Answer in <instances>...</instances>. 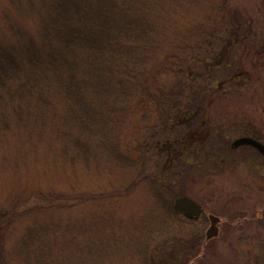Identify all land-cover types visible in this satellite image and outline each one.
Returning <instances> with one entry per match:
<instances>
[{"label":"rangeland","instance_id":"obj_1","mask_svg":"<svg viewBox=\"0 0 264 264\" xmlns=\"http://www.w3.org/2000/svg\"><path fill=\"white\" fill-rule=\"evenodd\" d=\"M164 1L168 22L160 32L162 42L150 51V66L171 64L181 42L187 45L181 51L187 62L194 63L196 54V84H186L187 79L172 84L186 65L174 66L171 79L165 72L161 83L150 86L154 102L136 96L117 118L119 128L107 136L122 160L99 144L100 156L92 153L76 165L78 182L71 180L72 158L54 151L55 146L34 142L27 148L17 136L10 137L12 145L0 151L9 158L0 159V211H12L0 264H182L169 253L181 246L177 236L198 227L168 223L173 218L160 201L159 187L170 202L180 193L200 199L207 215L216 213L223 224L231 218L224 206L245 213L258 208L263 214L264 157L232 142L246 131L264 140V0ZM6 4L0 0V13ZM160 85L167 92L185 87L178 106L195 105L192 120L178 110L162 115L156 103L162 98ZM238 198L243 200L235 204ZM58 221L68 230L66 241L55 238L63 235L62 226L46 243L20 245L31 226L41 235ZM208 226V221L201 225L202 236ZM253 228L228 230L225 236L221 227L210 239L214 245L202 248L198 264H264V226ZM169 239L175 241L167 244Z\"/></svg>","mask_w":264,"mask_h":264},{"label":"trees","instance_id":"obj_2","mask_svg":"<svg viewBox=\"0 0 264 264\" xmlns=\"http://www.w3.org/2000/svg\"><path fill=\"white\" fill-rule=\"evenodd\" d=\"M3 9L6 10L0 13V151L12 145L13 135L28 144L27 148L34 142L45 144L47 149L55 146L54 151L72 158L71 167L75 170L72 176H75L71 180L76 182L81 176L76 165L86 163L92 153L97 156L99 144L108 149L110 157L114 155L120 160L107 136L119 128L117 118L128 111L132 101L135 103L136 96L150 97V102L156 100L148 90L153 83H161L165 72L171 79L177 71L174 66L186 65L171 83L187 79L186 84H196V54L192 56L194 63L187 62L181 53L187 45L181 42L171 64L150 66V51L162 42L160 32L168 22L164 0H7ZM159 88L162 98L156 103L163 107L162 115L173 116L178 110L185 120L193 119L197 112L195 105L187 110L178 106L177 99H182L185 87L176 92H167L163 85ZM171 95L177 96L176 99L169 100ZM56 98L61 99V106ZM0 159L9 158L5 154ZM80 186L78 183L77 187ZM159 188L160 201L167 203L166 213L173 218L168 223L181 228L188 224L193 229L194 223L180 218L174 202ZM53 196L61 202L67 201L60 194ZM224 207L229 211L228 206ZM11 212L0 211V245L4 235L9 234L6 227L12 224L11 218L7 220ZM235 217L237 214L231 213L230 219ZM232 221L221 224L225 236L228 230L246 229L245 223L232 226L229 223ZM252 224L250 221L248 228ZM55 226L41 229V235L37 234L36 226H31L25 234L27 239H22L20 245L32 247L36 241L46 243L47 238L52 239L64 227L60 221ZM66 229L55 238L66 241ZM188 229L186 236H177L181 246L169 253L184 260L182 264L196 262L202 248L214 245L213 239L203 245L202 231ZM172 241L175 239L166 243Z\"/></svg>","mask_w":264,"mask_h":264},{"label":"flooded vegetation","instance_id":"obj_3","mask_svg":"<svg viewBox=\"0 0 264 264\" xmlns=\"http://www.w3.org/2000/svg\"><path fill=\"white\" fill-rule=\"evenodd\" d=\"M192 133V132H191ZM244 135H250V134H248V133H245ZM252 136H254V135H252ZM254 137H256L257 139H259L261 142H263L264 143V140H262L261 138H259V137H257V136H254ZM193 138H194V141H196V133L195 134H193ZM182 140H185V138L184 139H182ZM241 146H244V147H247V148H250V149H254L255 151H257L258 153H260L261 155H262V157H264V154H262L261 152H259L254 146H252V145H248V144H243V145H241ZM195 147H196V142H195ZM186 193H183V194H180V195H185ZM180 195H178V196H180ZM186 195H189V196H191L192 198H194L197 202H199L201 205H202V212L198 215V216H195V217H193V218H189V217H187L182 211H180V213H181V215L185 218V219H187V220H189V221H191V222H193L194 223V228H196V230H197V227H198V230L200 231V227H201V225L202 224H204V223H206V221H208L209 222V226L207 227L208 229H209V227L212 225V223H213V220H212V215H214L217 219H216V226H217V228H218V234L220 233V231H221V224H223L222 222H221V218H220V216L219 215H217L216 213H213V212H210V213H208V215H207V213H206V203H204L203 201H201L200 199H197L196 197H194V196H192V195H190V194H186ZM177 196V197H178ZM176 198V197H175ZM174 198V199H175ZM233 198V197H232ZM235 198H233V200H234ZM231 200L232 199H230V201H229V203L231 202ZM232 200V201H233ZM238 201H236V202H234L235 204H237V203H239V202H241L242 200H243V198H238L237 199ZM234 203H230V206L232 207V205L234 204ZM175 206V205H174ZM212 209V208H211ZM253 211H251L250 213H245V212H243V211H241V210H233V209H231V208H229V211L231 212V213H236L237 214V217H235V218H233V219H230V220H234V221H232V222H229L230 223V225H236V224H241V223H245L246 224V229L245 230H247L248 229V227L250 226L249 225V223H250V221H252L253 222V226H251L253 229H257L258 227H261V226H264V211H263V214H261V215H259V211H258V208L257 209H252ZM232 211H234V212H232ZM231 213H229V214H231ZM234 215V214H233ZM244 215V216H243ZM241 216H243V217H241ZM204 226V225H203ZM250 227V228H251ZM208 229H207V231H208ZM197 230V231H198ZM207 231H206V233H205V236H204V241H203V245H205L211 238H208V236H207ZM217 234V235H218ZM197 243H199V242H197ZM201 260V257L200 256H197L196 257V262H195V264H198V261H200Z\"/></svg>","mask_w":264,"mask_h":264},{"label":"water","instance_id":"obj_4","mask_svg":"<svg viewBox=\"0 0 264 264\" xmlns=\"http://www.w3.org/2000/svg\"><path fill=\"white\" fill-rule=\"evenodd\" d=\"M242 144L252 145L259 152L264 154V143L253 136L250 135L239 136L236 139H234L232 143L234 147ZM174 205L177 209L182 211L189 218L198 216L202 212V205L199 202H197L194 198L186 194L176 197L174 200ZM211 217L213 223L207 231L208 238H211L218 234V228L215 223L217 218L214 215H212Z\"/></svg>","mask_w":264,"mask_h":264}]
</instances>
